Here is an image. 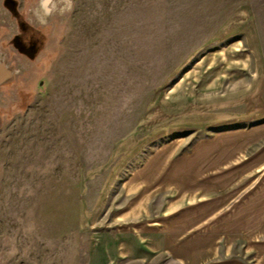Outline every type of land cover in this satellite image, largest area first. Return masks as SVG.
Segmentation results:
<instances>
[{
  "label": "rangeland",
  "instance_id": "374dc122",
  "mask_svg": "<svg viewBox=\"0 0 264 264\" xmlns=\"http://www.w3.org/2000/svg\"><path fill=\"white\" fill-rule=\"evenodd\" d=\"M257 42L264 64V0H0V264H86L78 211L108 179V151L142 145L212 50L234 44L252 76ZM231 129L161 137L131 162Z\"/></svg>",
  "mask_w": 264,
  "mask_h": 264
},
{
  "label": "crops",
  "instance_id": "0c3cea01",
  "mask_svg": "<svg viewBox=\"0 0 264 264\" xmlns=\"http://www.w3.org/2000/svg\"><path fill=\"white\" fill-rule=\"evenodd\" d=\"M257 47L258 56L249 47L250 77L234 44L209 52L181 73L171 112L163 108L142 145L136 149L130 135L108 151V179H97L78 211L86 264H247V256L264 264V64ZM227 87L234 90L203 97ZM220 126L233 129L206 133L186 150L187 141L169 140L131 162L155 139Z\"/></svg>",
  "mask_w": 264,
  "mask_h": 264
}]
</instances>
